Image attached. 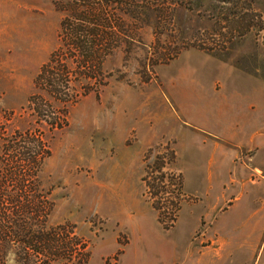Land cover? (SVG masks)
Returning <instances> with one entry per match:
<instances>
[{"label":"rangeland","instance_id":"1","mask_svg":"<svg viewBox=\"0 0 264 264\" xmlns=\"http://www.w3.org/2000/svg\"><path fill=\"white\" fill-rule=\"evenodd\" d=\"M66 1L0 0V176L6 140L36 132L51 151L39 173L54 204L47 225L84 244L54 264L89 255L84 264H179L224 205L239 197L252 212L264 200V183L239 189L234 170H218L220 137L250 103L264 104V0H129L107 11L120 29L102 75L97 84L71 76L77 101L65 104L35 79L59 47L68 54L59 37L67 13L56 7ZM39 96L62 129L38 116ZM5 249V264H20Z\"/></svg>","mask_w":264,"mask_h":264},{"label":"trees","instance_id":"2","mask_svg":"<svg viewBox=\"0 0 264 264\" xmlns=\"http://www.w3.org/2000/svg\"><path fill=\"white\" fill-rule=\"evenodd\" d=\"M127 1L57 2V9L67 13L61 21L59 37L67 47L68 54L61 52L62 46L54 51L41 67L35 87L66 104L77 101V98L70 99L69 95L71 76H75L81 84L82 81L97 84L102 75L103 61L120 29L119 19L115 15H112L114 20L108 18L110 14L107 11L119 8ZM70 58L75 64L74 68L66 61ZM91 92L97 90L87 89L81 96ZM36 96L30 98L31 104L35 102ZM36 103L35 111L40 118H53L51 127L62 129L65 126V121L56 118L51 103L45 98L39 96ZM66 114L64 111L63 116ZM12 138L3 145V151L9 159L6 172L0 176V264H5L4 253L8 244L17 249L15 253L21 259L20 264H54L64 254L71 255L76 247L84 244L71 236L66 227L47 225L54 204L49 199V193L42 188L39 173L51 154L48 142L32 131L19 132ZM170 157L173 162L176 157L174 151ZM162 159L160 154L157 155V161ZM164 161L156 167L158 171L164 168ZM6 183L12 186V190L8 191ZM146 185L151 188L149 183ZM89 256L80 263H87Z\"/></svg>","mask_w":264,"mask_h":264},{"label":"crops","instance_id":"3","mask_svg":"<svg viewBox=\"0 0 264 264\" xmlns=\"http://www.w3.org/2000/svg\"><path fill=\"white\" fill-rule=\"evenodd\" d=\"M213 86L219 89L220 83ZM243 113L232 122V134L220 137L223 156L218 162L221 175L234 170L236 178H232L231 185L239 189L264 183V104L250 103L248 111ZM261 113L263 119L261 116L259 120L250 118ZM228 147L234 151L224 154ZM240 200L236 197L223 206L222 217L211 221L214 226L209 224L201 236L200 250L188 252L186 260L179 264H248V261L264 264V200L254 203L256 208L252 212L249 209L252 202ZM246 209L249 211L245 214Z\"/></svg>","mask_w":264,"mask_h":264}]
</instances>
